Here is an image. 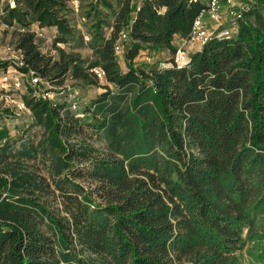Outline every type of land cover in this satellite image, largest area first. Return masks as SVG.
<instances>
[{"label":"trees","instance_id":"16d2710c","mask_svg":"<svg viewBox=\"0 0 264 264\" xmlns=\"http://www.w3.org/2000/svg\"><path fill=\"white\" fill-rule=\"evenodd\" d=\"M68 1L0 10L14 66L38 78L24 134L0 126V264H264V0L181 68L136 58L174 53L201 0H90L89 58L63 48ZM34 28L56 30V55ZM66 79L103 91L82 112L43 97Z\"/></svg>","mask_w":264,"mask_h":264},{"label":"rangeland","instance_id":"374dc122","mask_svg":"<svg viewBox=\"0 0 264 264\" xmlns=\"http://www.w3.org/2000/svg\"><path fill=\"white\" fill-rule=\"evenodd\" d=\"M206 3L207 0H201ZM240 0H232L227 2L226 0H221L222 3V19L220 25H215L213 23H208L210 28H216L218 31L220 28L228 27L230 28L233 24V18L230 14L231 11L236 10L239 5ZM6 4V0H0V10ZM90 0H69L68 9L70 10L68 17L69 24L74 29L73 41L68 45H63L64 49H68L70 45H77V51L81 56L89 58L91 51L86 46L85 36H89L88 30L91 27V18H87L85 15L86 10L89 8ZM113 6L116 8L117 4L113 2ZM102 15L106 16L105 21L111 24L112 12L104 7H99ZM264 13V11H262ZM105 23L104 29L108 32L109 25ZM5 26L0 23V126H5L9 130L10 136L15 137L20 134H24L23 130L27 128L29 123L28 110L24 106L22 101V95L26 92V85L30 81V75H20L21 73L14 66L12 61L13 56L16 55V49L14 44L11 42L10 29L5 32ZM233 28V27H232ZM42 36L38 37L37 42L39 50L42 53H50L56 55L52 50V40L56 34L55 29H46L42 32ZM82 35V44L80 42V36ZM194 42H186V44H191ZM173 53L167 49L155 53H148L147 51L141 52L136 58L137 62H144L156 67H169L172 59ZM118 62L124 68L122 57L118 55ZM6 65V66H4ZM4 75H7V80H3ZM19 80V87L12 86L14 79ZM102 81L100 85H103ZM52 90L50 93L54 96V99L58 102L68 101L72 102L75 98L78 99V105L76 111L82 112L86 105L100 92L103 91L102 87L99 86H83L73 80L66 79L60 85H49L45 84L42 90ZM80 101V103H79ZM38 128H33L31 134L36 136L38 133Z\"/></svg>","mask_w":264,"mask_h":264},{"label":"built area","instance_id":"2783aa9c","mask_svg":"<svg viewBox=\"0 0 264 264\" xmlns=\"http://www.w3.org/2000/svg\"><path fill=\"white\" fill-rule=\"evenodd\" d=\"M227 2H231L232 0H226ZM8 7L13 8L16 5L15 0H7ZM206 10L202 12L194 21V24L192 26V30L190 33V37L188 40H185V42H196L200 44L201 46L205 44L211 37L216 36V37H225L228 38L234 31V28L230 27H222L218 31L216 28H210L208 26V23H213L215 25H220L221 24V13H222V3L221 0H207L206 2ZM250 8V4L247 0H240L238 7L236 10L231 11L232 18L238 19L242 16L243 13L248 11ZM34 32L36 37L42 36V31H40L38 28H34ZM126 33L121 34L120 40L126 39ZM86 41H88V37H84ZM16 55L13 56V64H16L18 66L22 65V58H21V53L19 50H16ZM116 53L121 52V47L120 43L116 45L115 47ZM1 59V58H0ZM190 61V53L184 48V46H179L176 48L175 52L173 53L170 66L171 67H176V68H181L185 65H187ZM96 77L99 80L103 79V72L99 68H94L93 69ZM24 75V74H20ZM30 81L29 83L31 85H36L38 83V78L32 74H30ZM3 80H7V75H4ZM19 80L17 78L14 79L13 85L15 87H19ZM43 97L47 99H52L53 95L51 93L45 92L43 93ZM75 100H78L75 98ZM72 109H76V103L72 104Z\"/></svg>","mask_w":264,"mask_h":264},{"label":"crops","instance_id":"0c3cea01","mask_svg":"<svg viewBox=\"0 0 264 264\" xmlns=\"http://www.w3.org/2000/svg\"><path fill=\"white\" fill-rule=\"evenodd\" d=\"M33 27H36L35 25H33ZM52 29V28H51ZM173 44L175 45V47H179V46H184V48L190 53L192 54L195 51H198L201 48V45L194 42L191 44H186L185 40L183 38H180L178 36H176L174 38Z\"/></svg>","mask_w":264,"mask_h":264}]
</instances>
